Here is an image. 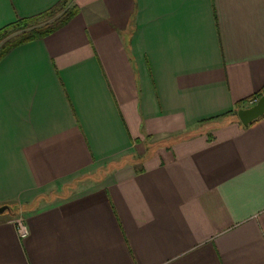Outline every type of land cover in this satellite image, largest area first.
<instances>
[{
    "label": "crops",
    "instance_id": "1",
    "mask_svg": "<svg viewBox=\"0 0 264 264\" xmlns=\"http://www.w3.org/2000/svg\"><path fill=\"white\" fill-rule=\"evenodd\" d=\"M67 3L0 59V264H264V0Z\"/></svg>",
    "mask_w": 264,
    "mask_h": 264
},
{
    "label": "trees",
    "instance_id": "2",
    "mask_svg": "<svg viewBox=\"0 0 264 264\" xmlns=\"http://www.w3.org/2000/svg\"><path fill=\"white\" fill-rule=\"evenodd\" d=\"M69 0H61L47 12L18 19L0 30V59L14 47L23 43L44 38L68 23L77 14L75 7H67ZM237 114V111H233ZM11 213H16L17 207L12 206ZM17 214V213H16ZM15 214V215H16Z\"/></svg>",
    "mask_w": 264,
    "mask_h": 264
},
{
    "label": "water",
    "instance_id": "3",
    "mask_svg": "<svg viewBox=\"0 0 264 264\" xmlns=\"http://www.w3.org/2000/svg\"><path fill=\"white\" fill-rule=\"evenodd\" d=\"M237 112L239 120L245 126L254 122L264 115V94L258 97V100L253 105L245 108H240L239 110H237ZM12 209L13 207L10 204L0 205V214L11 212Z\"/></svg>",
    "mask_w": 264,
    "mask_h": 264
},
{
    "label": "built area",
    "instance_id": "4",
    "mask_svg": "<svg viewBox=\"0 0 264 264\" xmlns=\"http://www.w3.org/2000/svg\"><path fill=\"white\" fill-rule=\"evenodd\" d=\"M257 100H254L252 101L251 103H255ZM17 225V230H18V233L20 235V237L24 238L26 237V235H28V227H27V224L25 223V220L23 217H18L16 219V223Z\"/></svg>",
    "mask_w": 264,
    "mask_h": 264
},
{
    "label": "rangeland",
    "instance_id": "5",
    "mask_svg": "<svg viewBox=\"0 0 264 264\" xmlns=\"http://www.w3.org/2000/svg\"><path fill=\"white\" fill-rule=\"evenodd\" d=\"M67 7H68V6H67ZM2 43H4V41H3ZM2 43H1V44H2ZM1 44H0V45H1ZM16 219H17V218H16ZM16 219H15V222H16Z\"/></svg>",
    "mask_w": 264,
    "mask_h": 264
}]
</instances>
